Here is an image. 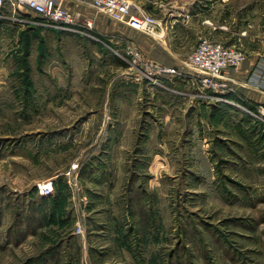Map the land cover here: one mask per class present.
Instances as JSON below:
<instances>
[{"label": "rangeland", "instance_id": "rangeland-1", "mask_svg": "<svg viewBox=\"0 0 264 264\" xmlns=\"http://www.w3.org/2000/svg\"><path fill=\"white\" fill-rule=\"evenodd\" d=\"M134 1L158 19L201 10L264 38V0ZM76 19L60 31L25 8L0 11V264H264V165L231 145L229 97L169 107L119 91L138 83L129 47ZM211 25L183 33L184 57ZM200 101L215 104L203 114Z\"/></svg>", "mask_w": 264, "mask_h": 264}, {"label": "crops", "instance_id": "crops-1", "mask_svg": "<svg viewBox=\"0 0 264 264\" xmlns=\"http://www.w3.org/2000/svg\"><path fill=\"white\" fill-rule=\"evenodd\" d=\"M156 4L159 5L157 2ZM62 6L73 12L77 17L93 22L96 34L119 50L126 47L128 42H131L141 52L144 51V47L148 46L147 42L138 39L141 36L140 33L127 26L112 21L101 14L90 15L89 12L93 11H90L92 8L87 4L79 5L75 2L63 1ZM150 8L152 11L153 9L159 10V8ZM160 11L164 15L162 19L156 18L159 20L158 36L153 37L151 44L153 52L158 56L155 57V60L167 66L177 67L185 73L184 79H175L168 82L167 88L151 87L146 83L138 84L126 79L120 82L123 86L119 88V91L134 90L136 94L141 93L145 94L147 98H157L160 103L172 107L184 104L186 98H192V95L196 94L197 96L199 94L197 88L199 74L193 71L187 63L188 56L193 51L187 57H184L183 54L185 53L180 51L178 42H181L183 33H187L196 22L201 23L205 31L211 23L205 19L206 16L203 15L201 10L190 12L189 9L176 8V10L170 12L168 9ZM154 17L156 16L154 15ZM211 29L207 32V35L213 40L225 45H239L246 55L238 68L227 69L224 72V77L230 88L226 97H229L231 101L229 105L237 109L236 112L230 114V143L238 149L245 146L247 150L256 152L254 156L258 157L259 161L257 164L253 163V165H264L260 162H264V126L254 122L243 109H254L264 104V38L247 36L244 30L236 29L233 22L230 23V26L226 24L212 26ZM142 36L145 37V35ZM200 103V113H203L208 106L215 104H209L206 101H200ZM240 108L244 110V114L239 112ZM240 114L243 116H240ZM247 116L248 118H246ZM246 119L247 123H245ZM242 135H245L246 138H242Z\"/></svg>", "mask_w": 264, "mask_h": 264}, {"label": "built area", "instance_id": "built-area-1", "mask_svg": "<svg viewBox=\"0 0 264 264\" xmlns=\"http://www.w3.org/2000/svg\"><path fill=\"white\" fill-rule=\"evenodd\" d=\"M63 1L87 4L98 14L106 16L128 28L151 37L158 36L159 21L134 0H0V11L7 6L25 8L39 20L45 29L73 31L77 27L76 15L62 6ZM85 25L91 23L85 20ZM75 31V30H74ZM130 49L133 62L138 66L139 75L135 77L138 83H146L151 87L167 88V83L175 79H184L185 73L177 67L167 66L160 62L145 59L139 49L131 42L126 44ZM246 55L239 45H225L213 40L210 36L199 40L189 56L188 66L199 74L197 88L199 97H211L230 102L226 94L229 86L224 77L227 69L238 68ZM256 123L264 126V104L254 108H243ZM54 189V178H49L37 185V192L42 197H48ZM78 227V233L82 228Z\"/></svg>", "mask_w": 264, "mask_h": 264}, {"label": "trees", "instance_id": "trees-1", "mask_svg": "<svg viewBox=\"0 0 264 264\" xmlns=\"http://www.w3.org/2000/svg\"><path fill=\"white\" fill-rule=\"evenodd\" d=\"M24 264H50L47 260L43 261L42 262H38V263H35L34 260H29L28 262L24 263Z\"/></svg>", "mask_w": 264, "mask_h": 264}]
</instances>
